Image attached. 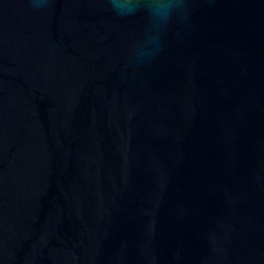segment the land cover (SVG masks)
Listing matches in <instances>:
<instances>
[{
  "label": "water",
  "instance_id": "95a60500",
  "mask_svg": "<svg viewBox=\"0 0 264 264\" xmlns=\"http://www.w3.org/2000/svg\"><path fill=\"white\" fill-rule=\"evenodd\" d=\"M0 264H264V0H0Z\"/></svg>",
  "mask_w": 264,
  "mask_h": 264
},
{
  "label": "clouds",
  "instance_id": "9594fccd",
  "mask_svg": "<svg viewBox=\"0 0 264 264\" xmlns=\"http://www.w3.org/2000/svg\"><path fill=\"white\" fill-rule=\"evenodd\" d=\"M178 2H181V0H107L111 10L121 17H132L142 14L144 9L167 17L173 5ZM154 53L145 54L141 58H150Z\"/></svg>",
  "mask_w": 264,
  "mask_h": 264
}]
</instances>
